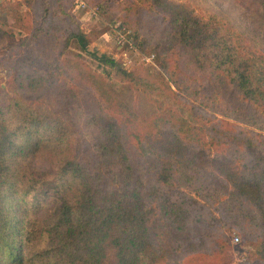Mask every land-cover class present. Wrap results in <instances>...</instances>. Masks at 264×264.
<instances>
[{"label":"trees","instance_id":"obj_1","mask_svg":"<svg viewBox=\"0 0 264 264\" xmlns=\"http://www.w3.org/2000/svg\"><path fill=\"white\" fill-rule=\"evenodd\" d=\"M74 1L21 0L14 9L0 2V12L26 34L18 42L8 35V46L30 53L10 64L11 96L0 105V264H170L168 248L188 252L186 263L196 264L211 253V242L224 249L230 229L264 264V187L249 177L264 175V0H230L256 18L249 30L213 0H141L167 26L158 41L143 37L156 63L164 68L174 57L195 79L206 78L212 109L261 132L236 131L221 120L194 132L182 116L139 117L101 74L62 59L73 42L87 51ZM132 36L136 44L140 33ZM89 55L121 82L152 88L118 61ZM61 74L94 95L82 133L72 120L24 97V81L46 99ZM85 138L89 146H82ZM40 153L53 160L47 170L31 161ZM152 168L148 183L155 184L147 193ZM156 210L160 218L150 223Z\"/></svg>","mask_w":264,"mask_h":264},{"label":"rangeland","instance_id":"obj_2","mask_svg":"<svg viewBox=\"0 0 264 264\" xmlns=\"http://www.w3.org/2000/svg\"><path fill=\"white\" fill-rule=\"evenodd\" d=\"M97 0H75L71 10L79 23L81 31L87 35V51H80L76 42H73L62 55V59H74L84 64L88 70L96 74H101L105 78L106 85L112 92L119 97L124 103L134 108L137 115L144 119H149L152 116H163L166 113H171L175 116H182L190 121L191 130L195 132L201 125L203 130L217 120L233 127L234 130L248 129L256 132H261L258 129L239 123L230 117H226L221 112L212 109L209 105L213 100V92L208 86L206 78L195 79V75L184 68V64L177 62L174 57L167 59V65L160 67L155 61L154 53L146 52V44L143 43L145 38L160 40L166 34L167 26L161 15L154 13L147 4L141 0H99L102 13L97 5L94 6ZM185 1V0H180ZM79 2H83V6H79ZM219 11L229 14L238 23L244 24L248 30L249 26L253 28L256 23V18L253 15L246 14L245 10L240 6L241 3H235L230 0H213ZM4 3V2H3ZM12 4V0H5V4ZM7 5V7H8ZM100 12V13H99ZM110 19V17H112ZM255 18V19H254ZM125 19L126 22L123 21ZM0 30L5 34L0 37V105L7 97L11 96L9 84L13 83V73L8 71V68L13 61L21 57H30L28 50L23 48H14L8 46L13 44L8 35H14L18 42L25 37V32L15 28L10 17L0 12ZM133 31L139 32V41L133 42ZM256 31V30H254ZM144 49V51L142 50ZM44 53L45 51L42 50ZM89 52L104 54L111 59L118 61L121 66L127 71L134 72L137 75L145 78L152 85L151 89L140 85L132 84L129 81L121 82L114 77V73L110 71L107 64L98 62L95 58L89 55ZM170 54V53H163ZM46 56H39L40 60ZM9 59V60H8ZM34 59H38V55ZM12 60V61H11ZM10 61V62H9ZM38 61V60H37ZM21 68V66H20ZM22 68L27 72L32 71V66L22 65ZM21 68V69H22ZM44 68H47L44 66ZM45 69L40 68L38 72H44ZM58 79V80H57ZM57 88L47 94L46 99H39V96L34 91H29L25 87L24 78L19 81L23 82L24 97L31 102H39L52 109L61 117L70 119L74 122L76 131L82 133L84 128L82 120L84 116L92 111L94 95L88 90L79 87L67 76L63 74L56 78ZM54 85V86H55ZM28 90V91H26ZM70 103V104H69ZM221 103L225 104L226 100L222 98ZM67 104V107L64 106ZM264 135V132H262ZM90 140L85 138L82 146H89ZM138 160V159H137ZM34 168L42 171L47 170L51 161V156L48 153H40L32 158ZM143 164L138 161V166ZM148 165V162L145 163ZM150 171L146 176V191L151 189L154 181L148 183L151 177H155V170ZM250 178L263 185L264 175L257 173L249 174ZM171 187L166 186L164 194L170 191ZM151 199L150 196L148 200ZM54 199L48 198L46 201L47 207H51ZM149 206L156 207V202L152 200ZM159 213L156 210L150 216V223L159 220ZM226 242H223L224 249L218 252L213 242L208 245L210 254L205 257V260H196V264L200 262L204 264H258L259 261L253 252L250 244L246 240H242L241 236L234 230H225ZM238 238L235 241V238ZM196 236L193 237V240ZM213 241V240H212ZM199 249V245L196 246ZM169 252L168 262L172 264L171 255H178L182 264H187L188 252L178 251L174 253L172 248L167 249ZM183 253V254H182ZM196 255L192 257L194 262Z\"/></svg>","mask_w":264,"mask_h":264},{"label":"crops","instance_id":"obj_3","mask_svg":"<svg viewBox=\"0 0 264 264\" xmlns=\"http://www.w3.org/2000/svg\"><path fill=\"white\" fill-rule=\"evenodd\" d=\"M21 0H12V4L11 5H8V3H6V5H8L9 6V8H16V4L18 3V2H20ZM0 2H4L5 3V0H0ZM10 21H11V19H10Z\"/></svg>","mask_w":264,"mask_h":264},{"label":"built area","instance_id":"obj_4","mask_svg":"<svg viewBox=\"0 0 264 264\" xmlns=\"http://www.w3.org/2000/svg\"><path fill=\"white\" fill-rule=\"evenodd\" d=\"M78 4H79V6H80V5H81V6L84 5L83 2H79ZM237 240H238V238L236 237V238H235V241H237Z\"/></svg>","mask_w":264,"mask_h":264}]
</instances>
